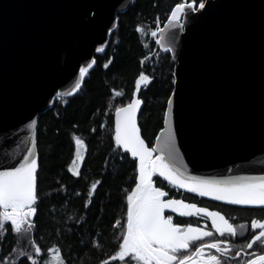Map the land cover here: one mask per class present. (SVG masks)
Returning a JSON list of instances; mask_svg holds the SVG:
<instances>
[{
  "label": "water",
  "instance_id": "water-1",
  "mask_svg": "<svg viewBox=\"0 0 264 264\" xmlns=\"http://www.w3.org/2000/svg\"><path fill=\"white\" fill-rule=\"evenodd\" d=\"M133 1L0 0V170L38 154L39 117L80 91L95 64L73 92L79 68L105 52ZM184 19L183 32L158 36L174 49L177 163L195 176H264V0H206Z\"/></svg>",
  "mask_w": 264,
  "mask_h": 264
},
{
  "label": "trees",
  "instance_id": "trees-1",
  "mask_svg": "<svg viewBox=\"0 0 264 264\" xmlns=\"http://www.w3.org/2000/svg\"><path fill=\"white\" fill-rule=\"evenodd\" d=\"M178 2L182 0H134L130 8L119 15L108 48L95 55V66L80 91L69 98H57L52 109L39 117L36 146L41 198L33 218L36 227L31 233L17 236L11 232L10 224L7 225L8 231L0 241V264L13 247L31 251L28 245L32 240L42 248L39 264L51 256L47 248L53 245L62 250L67 264H98L99 260L114 255L121 231L115 222L125 218V196L135 183L132 158L122 151L117 152L111 141L115 105L130 102L138 72L144 71L154 78L138 91L142 100L138 126L142 138L151 147L163 127V113L167 96L173 91L174 80L173 60L156 43L158 36L151 33L163 26L171 7ZM137 26L142 29L139 33L135 31ZM110 57L111 64L107 69L103 68ZM73 135L86 142L85 160L79 177H73L67 171L75 154ZM96 180L101 183L90 198L88 192ZM158 180L157 186H163L170 198L184 199L187 203L220 211L235 225L245 224L244 230H238L237 236L230 238L237 249L250 239L251 219L264 218V208L216 203L169 187L161 178ZM58 185L65 188L58 192ZM77 192L82 194L78 196ZM89 199L92 203L84 208ZM166 214L173 215L177 223H192L211 230L210 221L204 217H181L168 211ZM81 218L83 221L77 224L75 221ZM97 240L98 246L93 247ZM259 250L257 246L252 251ZM244 258L242 253L235 259L242 261ZM20 264L27 262L20 258Z\"/></svg>",
  "mask_w": 264,
  "mask_h": 264
},
{
  "label": "snow or ice",
  "instance_id": "snow-or-ice-1",
  "mask_svg": "<svg viewBox=\"0 0 264 264\" xmlns=\"http://www.w3.org/2000/svg\"><path fill=\"white\" fill-rule=\"evenodd\" d=\"M205 7L206 0H182L175 3L167 15L164 28L158 27L151 33L152 36L163 37L166 29H178L183 32L184 17L187 13L199 12ZM116 27L117 24L112 23L108 31L111 32ZM141 30L140 26L135 28L137 33ZM172 38L175 39V33H172ZM156 43L164 46L162 38L157 39ZM164 50L174 49L165 47ZM95 51L99 53L104 51V48L97 47ZM111 62L112 57L102 67L107 69ZM95 63L93 59L86 67L79 68V79L73 92L81 87L86 73ZM153 79L144 71L138 72L130 102L115 105L111 141L117 152L122 151L124 155L132 158L135 164V183L125 196V218L115 222L121 229L116 241L118 248L114 255L99 260L98 264H233V261L235 264H264V218L251 219L250 239L237 249L230 242V238L236 237L238 230H244L245 224L235 225L220 211L200 207L197 203H187L184 199L170 198L169 192L163 186H157L158 178H162L167 181L169 187L183 189L200 197H210L215 201L236 206L264 207V176H195L189 173L182 161L177 163L176 136L171 125L174 93L167 96V108L163 113L164 127L156 134V143L151 147L146 144L137 122V112L142 106L138 91L149 85ZM72 140L75 154L67 171L73 177H79L81 164L85 160L81 149L84 148L86 152V142L76 135L72 136ZM38 175L39 159L33 147L27 149V154L22 160L0 170V241L7 233L9 224L11 232L17 236L35 230L33 218L37 214L41 198ZM100 183V180L91 183L88 192L90 198L94 196ZM64 188V185H58V192ZM81 194L76 193L78 196ZM91 203L89 199L84 208H88ZM166 210L181 217H204L210 221L211 230L194 226L192 223H177L173 215L166 214ZM82 221L83 218L75 222L79 224ZM98 244L97 240L93 247ZM257 246L260 250L252 251ZM28 247L31 251L13 247L11 252L3 257V264H20V258H24L27 264H39L42 248L34 240L30 241ZM47 253L52 255L44 259L43 264H67L58 246L48 247ZM242 253L245 258L242 261L236 260Z\"/></svg>",
  "mask_w": 264,
  "mask_h": 264
},
{
  "label": "rangeland",
  "instance_id": "rangeland-1",
  "mask_svg": "<svg viewBox=\"0 0 264 264\" xmlns=\"http://www.w3.org/2000/svg\"><path fill=\"white\" fill-rule=\"evenodd\" d=\"M74 142V141H73ZM81 153L82 154H85V149L84 148H82L81 149ZM73 157H74V155H73ZM72 160H73V158H72ZM71 163H72V161H71ZM71 163H70V165H71ZM82 165V164H81ZM166 211H168V212H170L169 210H166ZM179 215V214H178ZM52 255V254H51Z\"/></svg>",
  "mask_w": 264,
  "mask_h": 264
},
{
  "label": "flooded vegetation",
  "instance_id": "flooded-vegetation-1",
  "mask_svg": "<svg viewBox=\"0 0 264 264\" xmlns=\"http://www.w3.org/2000/svg\"><path fill=\"white\" fill-rule=\"evenodd\" d=\"M207 251V250H206ZM214 253V252H213Z\"/></svg>",
  "mask_w": 264,
  "mask_h": 264
}]
</instances>
